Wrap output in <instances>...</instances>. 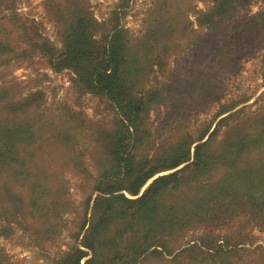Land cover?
Returning a JSON list of instances; mask_svg holds the SVG:
<instances>
[{"label":"rangeland","instance_id":"1","mask_svg":"<svg viewBox=\"0 0 264 264\" xmlns=\"http://www.w3.org/2000/svg\"><path fill=\"white\" fill-rule=\"evenodd\" d=\"M73 2L95 21L90 33L97 48L121 29L132 51L147 61L142 82L131 91L148 104L137 153L167 158L172 144L197 140L210 126L212 132L217 115L236 106L228 114L241 113L221 126L214 148L234 121L264 110V0L237 3L226 17L213 14L214 0H0V41L7 46L0 53V88L6 92L0 102L21 109L2 114L0 108V116L28 121L35 135L23 156L34 158L37 176H50L63 194L60 204H51V216L34 221L11 223L0 202V250L14 264H57L82 239L83 232L78 240L75 233L85 222L86 199L108 165L105 139L122 118L118 106L93 93L74 69L51 64L47 50L63 48L60 10ZM160 22L164 29L155 24ZM255 226L242 223L248 240L224 245L225 264H264V232ZM196 232L140 264H222L212 252L227 231L216 244L198 240L205 233Z\"/></svg>","mask_w":264,"mask_h":264},{"label":"trees","instance_id":"2","mask_svg":"<svg viewBox=\"0 0 264 264\" xmlns=\"http://www.w3.org/2000/svg\"><path fill=\"white\" fill-rule=\"evenodd\" d=\"M214 1L213 14L226 17L245 0ZM60 17L63 48L47 50L51 64L59 70L74 69L93 93L107 96L118 106L122 118L105 139L108 165L94 181L93 193L86 199L85 222L75 233L77 240L82 232L83 237L57 264H140L151 256H162L171 242L197 230L205 233L197 239L208 244H216L220 233L227 231L223 244L212 252L225 264L224 245H238L250 237V232L241 235L242 223L253 221L264 232V110L234 121L215 149L211 148L213 138L221 126L241 113L228 114L236 106L217 115L212 132L210 126L197 140L182 138L172 144L169 157L143 156L135 147L142 143L138 134L145 125L148 104L144 96L131 91L142 82L147 61L132 51L121 29L113 31L104 48H97L90 33L95 21L81 5L68 3ZM164 23L155 24L164 29ZM6 50L0 41V53ZM5 94L0 88V101ZM5 104L2 107L0 102L2 114L21 110ZM33 132L25 119L0 116V202L11 223L20 217L34 221L37 216H51V204H60L63 195L50 176H37L34 158L23 156ZM166 171L173 172L157 176ZM0 264L14 262L0 250Z\"/></svg>","mask_w":264,"mask_h":264},{"label":"water","instance_id":"3","mask_svg":"<svg viewBox=\"0 0 264 264\" xmlns=\"http://www.w3.org/2000/svg\"><path fill=\"white\" fill-rule=\"evenodd\" d=\"M147 186H148V185H147ZM147 186H146V187H147ZM146 187H145L144 189H146ZM144 189H143V190H144Z\"/></svg>","mask_w":264,"mask_h":264}]
</instances>
